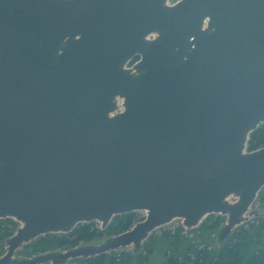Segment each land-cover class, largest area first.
I'll list each match as a JSON object with an SVG mask.
<instances>
[{"label": "water", "instance_id": "water-1", "mask_svg": "<svg viewBox=\"0 0 264 264\" xmlns=\"http://www.w3.org/2000/svg\"><path fill=\"white\" fill-rule=\"evenodd\" d=\"M167 1L0 0V219L21 223L0 264L139 251L176 219L227 216L222 239L249 221L264 188V148L247 151L264 123V0ZM140 211L99 246L15 260Z\"/></svg>", "mask_w": 264, "mask_h": 264}, {"label": "trees", "instance_id": "trees-1", "mask_svg": "<svg viewBox=\"0 0 264 264\" xmlns=\"http://www.w3.org/2000/svg\"><path fill=\"white\" fill-rule=\"evenodd\" d=\"M138 60L135 58L131 66ZM264 148V123L249 137L247 151ZM264 202V188L256 200ZM209 215L205 224L220 226L224 217ZM139 212L116 216L105 229L98 222L81 223L68 234H48L23 248L37 256L74 249L97 236L111 238L143 221ZM13 219H0V257L6 253L5 242L15 234ZM233 232V231H232ZM73 264H264V213L240 225L217 250L190 238L183 225L162 227L154 232L139 251L119 250L91 258L73 259Z\"/></svg>", "mask_w": 264, "mask_h": 264}, {"label": "rangeland", "instance_id": "rangeland-1", "mask_svg": "<svg viewBox=\"0 0 264 264\" xmlns=\"http://www.w3.org/2000/svg\"><path fill=\"white\" fill-rule=\"evenodd\" d=\"M119 102H120L121 110H123L124 109L122 106L123 101H119ZM236 200L237 199L235 197H231L229 199V201L232 203L236 202ZM139 213L142 217L146 216V212L140 211ZM263 213H264V202H260L258 200L251 207L247 216L249 217V221H250V220L255 219L257 214H263ZM217 216H218V214H216V216L213 218V221L216 220ZM222 217H224L223 218L224 221L221 222L219 227L218 226L214 227L212 225L205 224L204 221H206V219H208V216H207L195 228H193V229H187L186 228L188 235L190 236L191 239H193L196 243H198L200 245H209L213 250L219 249L229 238L228 237L226 239H222V232H223L225 225L227 224V216H222ZM14 221L16 222V225L14 227L15 232H16L20 228L21 223L17 222L16 220H14ZM178 225H183L182 219H176L172 223H170L164 227H176ZM233 232H234V230H233ZM108 239H109L108 237L97 236L94 240H92L90 242L82 243L79 247L99 246V245L103 244L104 242H106ZM5 245H6V242H5ZM6 247H5V249H6ZM76 248H78V247H76ZM127 250H133V248L130 247V248H127ZM65 251H67V250H65ZM58 252H64V251H58ZM33 257H34V255H32L31 250L25 249V248H21L15 254V260H25V259H29V258H33ZM47 264H50V263H47ZM62 264H73V260H70V261H68L66 263H62Z\"/></svg>", "mask_w": 264, "mask_h": 264}, {"label": "built area", "instance_id": "built-area-1", "mask_svg": "<svg viewBox=\"0 0 264 264\" xmlns=\"http://www.w3.org/2000/svg\"><path fill=\"white\" fill-rule=\"evenodd\" d=\"M179 1H180V0H169V1H168V4L172 6V5H175V4H176L177 2H179ZM135 64H136V63H135ZM129 67H131V66H129Z\"/></svg>", "mask_w": 264, "mask_h": 264}, {"label": "flooded vegetation", "instance_id": "flooded-vegetation-1", "mask_svg": "<svg viewBox=\"0 0 264 264\" xmlns=\"http://www.w3.org/2000/svg\"><path fill=\"white\" fill-rule=\"evenodd\" d=\"M153 37H150V39H152Z\"/></svg>", "mask_w": 264, "mask_h": 264}]
</instances>
